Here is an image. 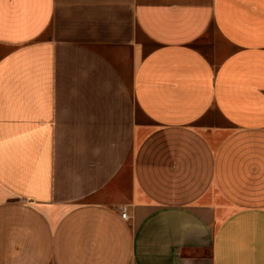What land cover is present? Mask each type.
<instances>
[{"label": "crops", "instance_id": "obj_1", "mask_svg": "<svg viewBox=\"0 0 264 264\" xmlns=\"http://www.w3.org/2000/svg\"><path fill=\"white\" fill-rule=\"evenodd\" d=\"M0 264H264V0H0Z\"/></svg>", "mask_w": 264, "mask_h": 264}, {"label": "built area", "instance_id": "obj_2", "mask_svg": "<svg viewBox=\"0 0 264 264\" xmlns=\"http://www.w3.org/2000/svg\"><path fill=\"white\" fill-rule=\"evenodd\" d=\"M119 210L121 212L120 213L121 217L126 219V217H127L126 211L122 207H119Z\"/></svg>", "mask_w": 264, "mask_h": 264}]
</instances>
